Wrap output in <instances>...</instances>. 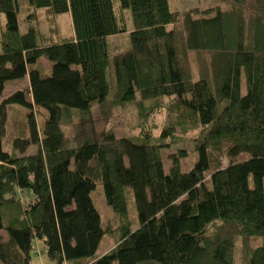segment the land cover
<instances>
[{
	"label": "trees",
	"instance_id": "1",
	"mask_svg": "<svg viewBox=\"0 0 264 264\" xmlns=\"http://www.w3.org/2000/svg\"><path fill=\"white\" fill-rule=\"evenodd\" d=\"M27 1L21 30L19 0H0L2 264H30L37 242L53 264H264V0ZM26 74L28 92L4 94ZM125 103L136 134L106 127ZM10 108L24 121L4 148ZM105 234L113 245L99 252Z\"/></svg>",
	"mask_w": 264,
	"mask_h": 264
},
{
	"label": "rangeland",
	"instance_id": "2",
	"mask_svg": "<svg viewBox=\"0 0 264 264\" xmlns=\"http://www.w3.org/2000/svg\"><path fill=\"white\" fill-rule=\"evenodd\" d=\"M169 4L171 8L178 9V10L185 9L187 7H194V6L211 7L214 4H220L221 7H225L226 5H228L227 1L225 2L224 0L223 1L222 0H169ZM29 6L30 5L27 0H19L18 22H19V26L21 30L26 29V13L30 9ZM122 12H123V16L127 19L126 26L128 29H130L132 27L130 13L128 9ZM38 17H39L42 28L48 31L50 27L49 19L42 9L39 10ZM57 20H58L57 25H59L58 28L61 33L65 34V33L70 32L72 25H71L70 13L68 11H63L59 13L57 16ZM3 23H4V16L2 15L0 16V31L2 30L4 26ZM111 40L113 43V47H112L113 51H120L126 46L127 33L125 32V33L114 34L111 36ZM44 59L47 62V58H44ZM16 89H24L25 91L28 92V89H29L28 74H26L22 79H18L10 83L5 88L4 94L7 95ZM1 98L2 97H0V99ZM94 109L96 112V107ZM21 111H22L21 109H17V108L9 109L10 119L8 122V134L6 135V137H4V140H3L4 148L9 147L11 137L13 136L12 134L15 132V124H18L20 122V124L18 125L20 126L21 123L24 121L23 119L24 112L21 113ZM112 113L113 115L107 122L106 127H110L114 129L118 135L136 134L137 132L136 125L138 123L139 118L136 113V108L132 103H125L122 106H116L111 111V114ZM18 115H20V117H18ZM38 117H39L40 123H42L44 120V117L41 118L42 112L39 111ZM152 118H153L152 121L150 119V124L152 122L157 125V128H155V133H157L160 125H162V123L164 122H167L169 119L166 108L163 107L162 110L157 112V114L153 116ZM103 123H104L103 120L98 121L99 127L103 125ZM197 134H198V129H190L187 132L182 133L181 136L193 139ZM33 148H34L33 145L29 146V151H31ZM243 153H245L243 155L248 156V153L246 152H243ZM222 160L226 162L227 158L223 157ZM187 162H188L187 158L183 159L184 164H187ZM165 165L166 167H168L167 162ZM92 196H93L94 203L102 216L103 221H106L107 219L112 218L114 214H113L111 207L105 201L102 184H97V186L92 190ZM129 205H130L131 215H132L133 213H132V201L131 200L129 201ZM39 243L40 242L36 243V245L39 248V251L38 252L34 251L30 264H53L51 263L47 255V252L44 249V246L40 245ZM111 245H113L112 237L105 234L99 243L98 251L102 252L106 250L107 248L109 249ZM0 264H2L1 260H0Z\"/></svg>",
	"mask_w": 264,
	"mask_h": 264
}]
</instances>
